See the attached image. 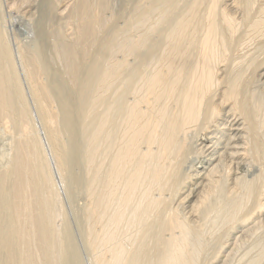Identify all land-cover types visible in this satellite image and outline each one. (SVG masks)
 Listing matches in <instances>:
<instances>
[{"label":"bare ground","instance_id":"bare-ground-1","mask_svg":"<svg viewBox=\"0 0 264 264\" xmlns=\"http://www.w3.org/2000/svg\"><path fill=\"white\" fill-rule=\"evenodd\" d=\"M18 76L61 171L84 123L93 264H264V0H0V264H69Z\"/></svg>","mask_w":264,"mask_h":264},{"label":"rangeland","instance_id":"rangeland-1","mask_svg":"<svg viewBox=\"0 0 264 264\" xmlns=\"http://www.w3.org/2000/svg\"><path fill=\"white\" fill-rule=\"evenodd\" d=\"M118 1L119 0H115V4H118ZM4 24H5L4 27L6 26L5 27L6 33L8 35L7 38L8 40L10 39L9 42L11 41L9 45L14 52L17 49V45L20 43L22 46L25 45L26 47H30V46L32 47L34 46L32 44L36 43V39H37L36 35H35L36 38H34V35L30 33L27 26H25L24 24L22 26L21 24H17L14 21V19L11 18L10 16H5ZM16 38L17 39L20 38V39L17 41ZM16 41L19 43L17 44ZM13 46L16 48H14ZM25 77L26 76H18V78H20L19 81H20L21 86L23 85L24 87V88L22 87L23 92H25L24 95L26 94L25 98L27 100V104H28V108L30 112V118L31 120H33L31 121V123H33L32 124L33 128L35 127L33 131L36 130L34 131V135L36 136L41 146L42 154H45L43 155V158L45 159V161L48 162L47 166H48L49 172H51L50 176L52 175L51 179L53 181L52 182L53 188H55L54 193H56V195H54L55 196L54 198L56 197L58 198V199H55L58 202L56 205V201H55L56 212H57V215L55 218L56 219L58 218L57 222L56 220H54V226L56 227L55 229L58 232L59 231L62 232L65 230L68 233V243H70L71 245L70 249H71V255H72L71 256L72 258L70 257L69 259L72 260L73 255H74V259L72 261H68L69 264H72V263L73 264H93L92 258L89 253V248L87 244V236H86L87 234V229H86L87 221L85 219V217H87V214H85L87 211L86 210L87 206L85 205L87 204L86 203L87 202L86 187H85L86 186V183H85L86 174L84 175V173H86L85 161H84L86 140L84 139L85 134H83L84 128H82L84 127V123L82 122V119L80 118L79 114H76L77 116L75 115L73 117L74 119L73 138H71L70 135L68 136V134H65L63 136L62 141L65 145H67V148L69 149L70 152H69V158H68L69 163L67 164L68 166L64 167V169H62L61 171L60 167L57 166L58 163L55 161L56 158H53L55 157L54 156L55 152L53 148L51 147L49 136L48 134H46L47 129H46V126L44 127L45 123H43L42 121L43 118L39 112L36 102L34 101V99H32V95L30 94L31 90H30V87H28L29 86L28 82L25 81L26 80ZM84 79H85V76H81L80 82L83 81ZM71 95H72V99L74 102H77V101L79 102V96H78L76 89L72 90ZM5 130L6 129L4 128H0V172L5 171L10 167L9 165H11V161L14 156L13 155L14 153L13 147L15 145L14 142L16 141L15 132H13V130H6L7 132H5ZM10 132L12 134H10ZM3 136L6 138H4ZM66 137L67 139L65 140ZM47 139H49V143ZM11 152H13L12 155L10 154ZM8 157L9 159H7ZM58 167L60 170L58 169ZM59 216H61V218ZM62 228L64 229L62 230Z\"/></svg>","mask_w":264,"mask_h":264}]
</instances>
